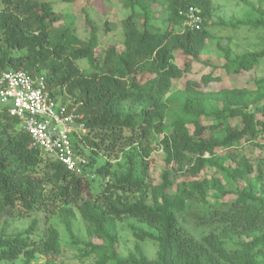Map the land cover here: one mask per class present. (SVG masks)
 I'll return each instance as SVG.
<instances>
[{
  "label": "trees",
  "instance_id": "obj_1",
  "mask_svg": "<svg viewBox=\"0 0 264 264\" xmlns=\"http://www.w3.org/2000/svg\"><path fill=\"white\" fill-rule=\"evenodd\" d=\"M239 2L252 8L256 17L226 25L264 30V13L247 0ZM119 3L130 12L124 23V48L120 53L98 49L94 56L99 29L92 5L80 9L87 33L81 42L71 30L73 20L55 26L59 19L51 2L0 0V73L42 77L53 99L81 103L77 112L83 115L85 148L77 142L74 149L84 156L85 150L89 153L82 174L71 173L31 147L19 122L0 111V263L33 264L42 257L48 264H63L61 240L53 226L37 239L36 218L23 231H6L14 220L31 213H50L59 218L72 244H79L72 232L75 210L87 237L97 241L82 243L79 259L95 257L93 264H264V185L248 180L252 167L247 157L229 152L264 137V80H254L255 89L215 92L184 80L183 89L172 90V81L183 80L190 72L191 61L200 62L210 35L206 28L211 0ZM188 8L198 11L202 20L198 30L150 31L149 20L155 14L174 27L181 25ZM105 28L111 30L107 23ZM220 49L224 62L218 68L228 75L250 71L264 60V46L234 58ZM177 51L184 57L182 67L174 62ZM82 59L96 67L87 74L80 72L75 62ZM214 80L219 81L209 73L201 77L204 86ZM166 119L171 126L168 136L163 133ZM234 119L239 123L231 126ZM155 142L166 165L160 184L145 180L143 160L152 155ZM102 154L123 156L124 169L118 165L114 170L109 161L96 165ZM136 158L144 166L140 171ZM230 161L236 168L226 165ZM207 169L221 173L235 189L220 178H200ZM176 176L181 181L175 183ZM239 180L245 182L243 187ZM173 188L174 195H168ZM227 196L234 198L228 202ZM204 204L207 207H197ZM125 217L151 229L131 225L138 242L151 240L157 246L153 261L138 244L127 257L118 254L116 222ZM190 223L196 234L187 227Z\"/></svg>",
  "mask_w": 264,
  "mask_h": 264
},
{
  "label": "rangeland",
  "instance_id": "obj_2",
  "mask_svg": "<svg viewBox=\"0 0 264 264\" xmlns=\"http://www.w3.org/2000/svg\"><path fill=\"white\" fill-rule=\"evenodd\" d=\"M41 1V0H40ZM49 1L52 4V9L55 16L59 19L55 23L56 27H60L64 24H68L72 21V24L75 25L71 27V30L75 32L77 37L81 42L86 41L87 33L84 30L85 26L83 24V15L80 13L82 7L90 9V5L93 6L92 14L95 15V21L98 25V48L95 50L94 56H97L98 49L105 50L108 48L115 49L118 53L122 52L123 40H124V23L126 18L129 16L130 12L122 8L119 3V0H105L104 4H99V0H80L74 3L68 4L64 3L61 0H43ZM95 2V4L91 2ZM255 8H258L264 13V0H247ZM211 18L208 22V27L206 28L209 32V39L206 41L204 49L202 50L199 61H191L190 72L186 74L185 79L183 80H173L172 81V90L183 89L184 80L193 81L197 84L198 88L206 92H215L221 89H232V88H248L255 89L254 80H264V60L259 61L254 65L250 71L240 72L237 74H226L220 67L223 60V53L220 48L226 49L230 52V57L234 58L235 56H241L243 54H251L259 51L264 46V30H250L243 26H238L236 28L228 27L226 24L233 23L235 21H246L254 19L256 13L252 8L242 4L239 0H211ZM154 19L149 20L150 31L155 34H163L164 31L171 30L173 33H182L184 31L181 25H176L174 27H168L161 20H159V15L155 14ZM105 23L111 26V30L105 28ZM131 24L135 21H131ZM129 23V24H130ZM71 24V23H70ZM74 27V28H73ZM81 46V43L76 44ZM183 55L177 51L175 53V64L179 67L183 65ZM188 59V58H187ZM203 62H208L215 65L217 68L211 69L209 66L203 64ZM76 67L80 72L89 73L92 71L95 63L82 59L75 62ZM210 74L214 78H218L219 81H211L206 86L202 85L201 77L206 74ZM10 107V103L3 104L0 102V111L5 110ZM231 126L238 125V119L229 121ZM171 126L170 120L166 119L164 121L163 133L165 135H170ZM158 139V138H157ZM264 137L261 136L260 139L255 141V144L243 143L238 148H232L229 152L238 155V157L245 156L249 159L251 164V172L249 173L248 180L250 183L257 181L259 184L264 185ZM156 142L152 145L155 150L152 155L143 160L146 164L145 174L146 181H151L153 184H160L161 174L166 169L164 163V155L160 149L156 148ZM223 154V153H221ZM89 153L85 150V156L88 157ZM109 161L113 166L114 170L120 165L124 169L125 161L123 156H111L107 157L102 154L99 155L96 160V165H102L104 162ZM137 164H140L137 167V170L140 171L143 169V165L140 163L138 158L135 159ZM227 166L231 168H236L237 164L234 161L226 163ZM174 168V164L171 165ZM119 168V170H122ZM205 177L209 180L212 177L222 179L223 183L231 184L232 189H235L229 180L224 178V176L219 172H213V170H203L200 178ZM184 179L187 176L183 177ZM182 177L176 176L174 182L181 181ZM238 185L243 187L245 182L239 180ZM168 195H174V188L167 191ZM234 197L227 196L226 201H231ZM210 203L213 202L212 197L208 198ZM208 202V203H209ZM197 207H207L206 204ZM74 217L72 218V232L75 238L80 242L79 244H72L68 234L66 233L63 225L60 223V220L57 216H50V213L44 212H35L31 213L23 219L14 220L13 223L7 228V233L20 232L25 230L32 219L36 218L38 224L36 226V231L34 233L35 239L40 237L43 234V231L48 226H53L60 237L61 240V261L63 264H93L95 257L90 259H79V256L84 249V243L90 241L97 242L96 240L89 239L87 237L86 226L81 220L79 214L73 210ZM47 215V216H46ZM131 225L146 231H151L146 225L140 224L130 218H122L116 222V231L118 236L117 251L121 257H127L129 253H134V247L136 244L142 249L146 258L150 261L155 259V253L157 246L151 240H145L143 242H138L133 236V231ZM193 234H196L198 231L193 227V224L190 223L187 226ZM83 243V244H82ZM264 262V259H263ZM0 264H21V261H16L14 263H0ZM33 264H48L42 257H36Z\"/></svg>",
  "mask_w": 264,
  "mask_h": 264
},
{
  "label": "built area",
  "instance_id": "obj_3",
  "mask_svg": "<svg viewBox=\"0 0 264 264\" xmlns=\"http://www.w3.org/2000/svg\"><path fill=\"white\" fill-rule=\"evenodd\" d=\"M201 21L198 11L188 8L181 26L195 31ZM0 102L10 103L5 110L19 122L31 147L51 157L67 171L82 174L87 160L74 149L77 142L85 148L83 115L77 112L81 103L73 104L70 99L63 103L57 101L51 97L42 77L12 71L0 73Z\"/></svg>",
  "mask_w": 264,
  "mask_h": 264
}]
</instances>
